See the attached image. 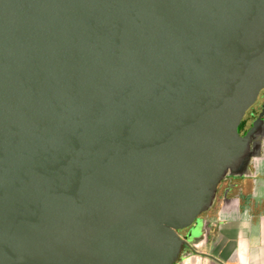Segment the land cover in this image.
<instances>
[{
	"label": "water",
	"instance_id": "95a60500",
	"mask_svg": "<svg viewBox=\"0 0 264 264\" xmlns=\"http://www.w3.org/2000/svg\"><path fill=\"white\" fill-rule=\"evenodd\" d=\"M263 88L264 0H0V264H176Z\"/></svg>",
	"mask_w": 264,
	"mask_h": 264
},
{
	"label": "crops",
	"instance_id": "0c3cea01",
	"mask_svg": "<svg viewBox=\"0 0 264 264\" xmlns=\"http://www.w3.org/2000/svg\"><path fill=\"white\" fill-rule=\"evenodd\" d=\"M227 176L180 264H264V160Z\"/></svg>",
	"mask_w": 264,
	"mask_h": 264
},
{
	"label": "flooded vegetation",
	"instance_id": "af4514ba",
	"mask_svg": "<svg viewBox=\"0 0 264 264\" xmlns=\"http://www.w3.org/2000/svg\"><path fill=\"white\" fill-rule=\"evenodd\" d=\"M254 127H258L261 135L258 136V138L255 140V143L253 145V149L255 150L254 155L250 158L249 162H253L256 164H259L261 161L264 160V88L260 91L257 100L255 103L248 109L246 112L244 118H243V125L241 129V135L245 136L248 134ZM226 176L219 184L217 192L219 190V187L223 183V181L227 178ZM211 210V209H210ZM209 211L203 212L198 219H203V217L208 214ZM197 219V220H198ZM197 224V221H196ZM188 230H181L179 231V234L182 238H185ZM196 239V238H195ZM195 239L192 240L195 241ZM191 242V244H192ZM187 249L186 245H183L182 251L180 254L179 260L182 258V255L185 253ZM178 260V261H179Z\"/></svg>",
	"mask_w": 264,
	"mask_h": 264
},
{
	"label": "rangeland",
	"instance_id": "374dc122",
	"mask_svg": "<svg viewBox=\"0 0 264 264\" xmlns=\"http://www.w3.org/2000/svg\"><path fill=\"white\" fill-rule=\"evenodd\" d=\"M200 221H201V219H198V220H197V224H196V226L200 223ZM176 264H180V260H179Z\"/></svg>",
	"mask_w": 264,
	"mask_h": 264
}]
</instances>
